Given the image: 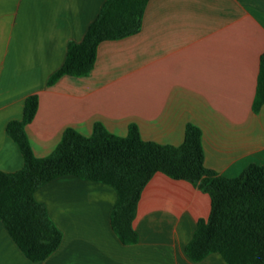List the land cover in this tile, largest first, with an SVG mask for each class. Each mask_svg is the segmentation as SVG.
I'll return each mask as SVG.
<instances>
[{
  "label": "crops",
  "instance_id": "0c3cea01",
  "mask_svg": "<svg viewBox=\"0 0 264 264\" xmlns=\"http://www.w3.org/2000/svg\"><path fill=\"white\" fill-rule=\"evenodd\" d=\"M106 0H0V170L24 160L8 135L25 98L38 94L25 127L36 157L49 155L66 128L85 136L100 122L126 136L183 142L188 123L202 132L204 165L228 178L264 164V106L253 109L264 54V0H149L140 31L101 42L91 72L47 81L64 62L69 42L82 40ZM35 199L61 231L58 248L31 261L0 222V264H226L218 253L201 261L185 252L210 197L184 180L156 173L142 191L123 244L110 217L116 190L74 175L36 189Z\"/></svg>",
  "mask_w": 264,
  "mask_h": 264
},
{
  "label": "trees",
  "instance_id": "16d2710c",
  "mask_svg": "<svg viewBox=\"0 0 264 264\" xmlns=\"http://www.w3.org/2000/svg\"><path fill=\"white\" fill-rule=\"evenodd\" d=\"M149 0H106L79 42H69L63 64L47 85L64 75L87 76L101 42L122 39L140 31ZM38 94L24 100L20 120L6 126L18 145L24 163L15 172L0 170V222L31 261H43L59 246L62 233L34 193L41 185L63 175L112 186L117 193L110 223L123 244H134L133 227L143 189L156 173L184 180L208 194L210 212L197 222L185 252L193 261L218 253L226 264H264V164H249L238 176L228 178L204 165L202 132L192 123L185 127L183 142L163 145L142 139L136 124L126 136L109 132L100 122L85 136L66 128L55 149L36 157L25 127L35 117ZM264 106V54L256 82L253 109Z\"/></svg>",
  "mask_w": 264,
  "mask_h": 264
}]
</instances>
